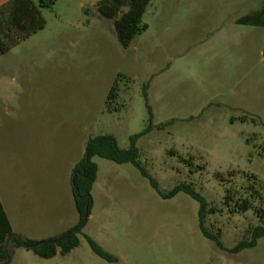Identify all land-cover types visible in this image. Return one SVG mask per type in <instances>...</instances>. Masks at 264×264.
Masks as SVG:
<instances>
[{
  "label": "rangeland",
  "instance_id": "obj_1",
  "mask_svg": "<svg viewBox=\"0 0 264 264\" xmlns=\"http://www.w3.org/2000/svg\"><path fill=\"white\" fill-rule=\"evenodd\" d=\"M234 1L151 0L147 29L124 50L89 0H58L42 11V31L0 57V180L16 229L38 242L72 229V169L88 139L112 135L128 149L152 124L137 143L143 166L162 192L191 185L217 210L206 228L225 251L201 233L191 197L163 200L132 165L95 158L80 246L49 259L10 246L6 264H264V239L230 253L259 222L224 206L227 189L248 184L244 175L257 176L264 194V121L255 114L264 107L248 99L261 41L232 22ZM118 74L130 81L121 82L119 110L107 113ZM87 237L116 261L95 254Z\"/></svg>",
  "mask_w": 264,
  "mask_h": 264
},
{
  "label": "trees",
  "instance_id": "obj_2",
  "mask_svg": "<svg viewBox=\"0 0 264 264\" xmlns=\"http://www.w3.org/2000/svg\"><path fill=\"white\" fill-rule=\"evenodd\" d=\"M57 2L58 0H9L1 4L0 57L42 31L46 26L42 11L52 10ZM150 2L151 0H101L97 3L96 10L101 19L112 23L113 34L119 45L124 50H127L133 40L147 29V26L143 25V17ZM237 24L264 28V4L261 12L244 16ZM123 80L130 81L123 74H118L107 95L105 112L112 113L119 110L120 87ZM147 88L148 85H145V99H147ZM148 109L150 111L149 106ZM152 128V124H149L148 128L142 133L131 136L128 149H122L112 135H98L88 139L85 145L84 157L72 169V194L79 219L78 223L67 232L40 242L14 234L0 204V263H7L10 246L17 249L26 248L31 250L36 256L45 259L55 257L58 251L62 256H65L80 246L79 236L83 233L86 226V217L92 206L91 192L97 181L98 167L94 162L95 158L104 159L118 165H132L140 172L142 177L149 181L151 188L163 200H171L180 193L191 197L199 204L198 218L201 233L205 238L214 242L221 251H225L219 236L209 232L206 228L207 217L210 214L217 213V210L210 208L207 201L191 185L181 184L168 193L162 192L156 180L143 166L137 143ZM229 176L233 177L234 175L230 173ZM244 176L248 184H243L239 192L233 191L232 188L227 189L224 197V206L231 214L242 215L252 212L259 223L250 230L249 238L241 241L230 252L233 254L253 249L259 240L264 239V194L261 191L262 186L257 176ZM216 177L223 180L220 174H217ZM87 240L95 254L109 262L116 261L89 237H87Z\"/></svg>",
  "mask_w": 264,
  "mask_h": 264
},
{
  "label": "crops",
  "instance_id": "obj_3",
  "mask_svg": "<svg viewBox=\"0 0 264 264\" xmlns=\"http://www.w3.org/2000/svg\"><path fill=\"white\" fill-rule=\"evenodd\" d=\"M7 1L9 0H0V5ZM89 1L96 7L97 3L101 0H89ZM263 4H264V0H235L232 8H235L234 13L238 15L239 17H237L236 19H232V22L235 23V25L237 26H242V25L237 24V22L244 16L261 12L263 10ZM84 8L85 6H82V9ZM245 27L252 28L253 29L252 31L256 33L257 38L259 39V41H261L260 42L261 49L259 51V54L261 56L260 59L262 63L261 70L260 72H258V76H256V73H257L256 70H253L252 72L251 80L249 81V86H248V94H249L248 99H249V103L254 104V105L256 103V100H258L260 101L259 104L261 105V103H263V107H264V53H263L264 28L254 27V26H245ZM257 85L259 86L261 85L260 93H258V97L256 94ZM255 110H257L256 112H258L255 114L259 115V118L262 121H264V114L262 115L260 113V110H258V108H256ZM0 174H2V172H0ZM5 195L7 194L3 188V181L0 180V204L2 206L3 212L5 213L9 221V224L11 226L13 233L20 235L24 238L37 241L36 239L29 237V235H27L26 233H23L19 231L18 229H16V224L18 221L15 219V213L10 209L9 203L7 201V197Z\"/></svg>",
  "mask_w": 264,
  "mask_h": 264
},
{
  "label": "water",
  "instance_id": "obj_4",
  "mask_svg": "<svg viewBox=\"0 0 264 264\" xmlns=\"http://www.w3.org/2000/svg\"><path fill=\"white\" fill-rule=\"evenodd\" d=\"M36 245H38V244H36Z\"/></svg>",
  "mask_w": 264,
  "mask_h": 264
}]
</instances>
